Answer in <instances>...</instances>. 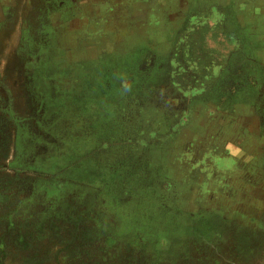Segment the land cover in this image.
<instances>
[{"label":"rangeland","instance_id":"1","mask_svg":"<svg viewBox=\"0 0 264 264\" xmlns=\"http://www.w3.org/2000/svg\"><path fill=\"white\" fill-rule=\"evenodd\" d=\"M0 264H264V0H0Z\"/></svg>","mask_w":264,"mask_h":264}]
</instances>
